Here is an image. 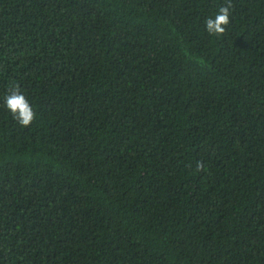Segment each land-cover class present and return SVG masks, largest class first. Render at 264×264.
I'll list each match as a JSON object with an SVG mask.
<instances>
[{
  "label": "trees",
  "instance_id": "obj_1",
  "mask_svg": "<svg viewBox=\"0 0 264 264\" xmlns=\"http://www.w3.org/2000/svg\"><path fill=\"white\" fill-rule=\"evenodd\" d=\"M232 3L217 38L224 0H0V264H264V0Z\"/></svg>",
  "mask_w": 264,
  "mask_h": 264
},
{
  "label": "clouds",
  "instance_id": "obj_2",
  "mask_svg": "<svg viewBox=\"0 0 264 264\" xmlns=\"http://www.w3.org/2000/svg\"><path fill=\"white\" fill-rule=\"evenodd\" d=\"M232 0H224L213 17L205 19V31L217 38L223 36L232 21ZM3 108L22 127H28L35 119V110L26 94L17 86L12 85L3 99ZM199 168L200 165L198 164Z\"/></svg>",
  "mask_w": 264,
  "mask_h": 264
}]
</instances>
